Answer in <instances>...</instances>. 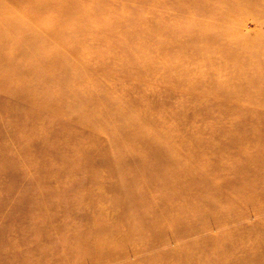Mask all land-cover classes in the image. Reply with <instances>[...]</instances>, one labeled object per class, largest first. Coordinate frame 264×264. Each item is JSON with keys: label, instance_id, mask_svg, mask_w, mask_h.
Segmentation results:
<instances>
[{"label": "rangeland", "instance_id": "374dc122", "mask_svg": "<svg viewBox=\"0 0 264 264\" xmlns=\"http://www.w3.org/2000/svg\"><path fill=\"white\" fill-rule=\"evenodd\" d=\"M261 16L264 0H0V96L23 98L16 108L6 106L4 125L17 122L19 110L41 111L37 106L47 115L43 108L60 112L72 104V120L61 118L66 134L95 116L91 129L71 138L69 151L55 148L41 167L24 160L40 172L51 168L49 177L29 184L28 169L17 178L0 172V229L1 218L14 217L7 210L15 198H29L31 208L21 213L37 225L31 237L5 227L11 231L0 236V249L8 254L0 264H264ZM149 18L156 26L140 40L158 43L156 76L146 69L147 47L123 60L131 45H113L136 29L133 20ZM11 32L46 42L23 45L9 62L12 44L18 46ZM140 57L139 79L128 67L139 66ZM114 120L135 123L138 136L126 132L111 143L106 132ZM48 141L62 145L64 137L53 133ZM14 144L2 145L7 157ZM158 151L165 153L160 160ZM162 160L176 161L171 172L182 169L174 187L170 178L165 184L167 178L133 176ZM99 242L114 259L99 257Z\"/></svg>", "mask_w": 264, "mask_h": 264}, {"label": "bare ground", "instance_id": "6f19581e", "mask_svg": "<svg viewBox=\"0 0 264 264\" xmlns=\"http://www.w3.org/2000/svg\"><path fill=\"white\" fill-rule=\"evenodd\" d=\"M154 18V17H153ZM257 22L259 23H263L264 24V17H258L256 18ZM155 19L149 18L148 20H140L139 22H135L133 20V23H136V25H129L130 27H134L136 29H134L131 32H127L126 36L120 40L115 41L114 40V47L116 48V50H118V47L121 48H127L128 46L131 45V48H129L130 50H128L127 52H122V56L120 55V58L127 59L129 57H136L135 55H133L130 51H136L138 53V57L140 55H142L144 53V49L146 48V52H147V59H148V65L146 66V69H149V74H151V70L152 69V76H156V63L155 60L157 58V49H158V43L156 42H145V41H141L140 40V33L145 37V35H149L151 34V30L155 28L156 24H155ZM132 22V21H131ZM142 24L143 26H145L147 29V32H140L139 30H142V26L140 25ZM2 32H0L1 34ZM23 33H18V32H11L9 33V35H13L14 36V40L18 41L16 42L18 44V46L15 44V42L12 44V47L10 48V56L11 57L9 59V62L11 60H13L14 58H16V53L21 51L23 49V45L28 44V47L34 49L37 48L39 44H43L46 42V40H40V39H34L37 43L32 44L30 40H28V36L26 37L25 35H22ZM114 32H109L106 36L109 35H113ZM12 37V36H11ZM13 38V37H12ZM28 38V39H27ZM39 38V37H38ZM44 39V38H41ZM33 40V39H32ZM25 41V42H24ZM23 42V43H22ZM27 42V43H26ZM54 43V41H52ZM47 43L49 44V40H47ZM55 47L60 49V45L58 43V41H56ZM34 45V46H33ZM28 47H26L23 52L27 53L30 52V50L28 49ZM134 48V49H132ZM201 49V48H200ZM170 50V48H166L165 51ZM34 56V55H31ZM117 56H119L117 54ZM129 56V57H128ZM200 56H202L204 59L206 58H211V53L209 51L201 49L200 51ZM106 59L107 58L105 56H100L98 57V59ZM152 58V59H151ZM151 59V60H150ZM212 60V59H211ZM137 62H139V66H132V67H128L131 70V75H138L139 79L142 78L143 76V68L140 67L141 64H143V57H140V60H137ZM30 65H33V63H29ZM144 67V66H143ZM35 91V90H34ZM32 96H31V102L33 104L37 103V93L30 91ZM82 93V97L85 99V103H91V101L89 100V92L87 91H80ZM18 94V93H17ZM8 96L7 94H2L0 96V172L3 173H15V175H12L13 177H18L19 172L22 171V169H28L30 172V178L28 181H26L25 183H33L36 178H39L38 176L42 177V178H47L50 175H52V170L51 168H46L48 169L45 172H40V168L38 170H35L33 168L32 165L24 167L23 163L24 160L26 163L33 161L35 163V165H38L39 167H41L43 165V163L45 162L46 157H51L49 156V153L52 155H56V152H54L55 148H59L61 151L59 153H64V151H69L70 150V146H68L69 143H71V138L74 137H80L83 135V133L87 130V129H91L95 123L94 118L95 116L92 115L93 117L90 116V114H88L89 119L88 120H83V121H78L77 123L80 125L81 130L80 129H75L73 130V132H71L70 134H66L64 127V120L61 118H65L69 121L72 120L73 118V112L72 111L74 106L71 105H67V106H62L60 108V112H55L54 110L49 111L48 108H43L44 110H48L45 111L47 112V115H44L42 112V108L40 106H37V109L41 111H33L31 113V116H29L28 111L27 110H19L20 111V115L22 117H20L19 119H17V122H11L9 124H6L7 126H5L4 122H2V116H7V113H9L11 110H8L9 108H6V106L8 104H10L9 106L12 108H16L19 105V102L21 99H23L22 97L19 96V94L17 96H11V97H6ZM92 101H93V97H92ZM22 102H24V105H28L27 101L22 100ZM29 102V101H28ZM147 102L149 104V99H147ZM80 107H83V109L85 110V104L84 102H80L78 103ZM52 109V108H51ZM7 112V113H6ZM94 114V112H92ZM14 114V112H13ZM2 115V116H1ZM10 115V114H9ZM98 115V114H96ZM12 116V115H11ZM144 117H148V115H145ZM126 120V119H125ZM133 121V120H132ZM128 123L123 122V124H119L118 120H114L112 122V125L110 126V130L108 129L106 132L108 136H110V140L112 143V139L113 141H117V139L121 138L123 136V133L126 132H132L133 131L139 132L137 128V125H135V123H132L130 121H127ZM236 123H234L235 126H237V120H235ZM233 123V122H232ZM136 128V129H135ZM111 130L114 131L116 130L117 133V138L112 134L111 136ZM57 134L61 137H64V141L62 142V145L59 143H50L48 141V138L50 135L52 134ZM134 134V133H133ZM132 135V134H130ZM138 136V134L136 133L135 138ZM14 144V148L13 150H11L13 152V154L10 157H7V155H5V150L4 147L2 146L4 144V146H6V144L8 145L9 143H13ZM66 142V144L64 143ZM122 142V140L120 141ZM75 145L78 146L79 142H74ZM120 143H116V146H120ZM36 145L38 146H43V150H42V154H37V153H32L34 152V148L36 147ZM61 145L62 148L59 146ZM114 145V144H113ZM64 147H66L65 149H63ZM63 149V150H62ZM74 152L75 148H74ZM158 156H156V158L158 160L162 159L161 156H163L165 153H163L162 151H158L157 152ZM126 156H128L127 154H125ZM105 160V158L99 159L98 161H103ZM122 161H126L123 158H120L117 162H122ZM137 163V161H135ZM22 163V164H21ZM128 163V162H127ZM133 165V162H131ZM15 166V168L13 167V165H17ZM176 161L174 160H167L165 162V160L159 161V162H155V167H157L156 169L153 170H143V168H153L150 164L148 165H142V168H139L140 171H137L135 174H133V176H147V177H151V178H155V177H160V178H167L165 181L166 183L170 184V180H173V186L174 187L178 181H181V177L179 176V174L182 173V169L178 171V166L176 167L174 172H171V170L175 167ZM12 165V166H11ZM145 166V167H144ZM49 179V178H48ZM20 181L23 183V180L20 179ZM33 181V182H32ZM123 184V190H129L130 185H131V178L130 175L124 176L122 178ZM24 184V183H23ZM22 184V185H23ZM123 198V196L121 197ZM32 199V198H31ZM46 200H40V202H45ZM47 202V201H46ZM12 206H10V209L7 210V212L9 214H11V212L14 213V217L13 218H1V223L6 224L5 227H10L9 224H13V227L11 230H16V231H20L26 235H29L30 237L32 236L31 234H34L36 231L34 230L35 227H37L34 218L31 215H25L24 213V207L26 208H31V201H29V198H26L25 201H20L19 199L16 200V198L14 199V201H12L11 203ZM21 215H18V214ZM110 217L117 220L118 217L110 214ZM110 217H108L107 222H111ZM107 222H103V223H107ZM2 224V225H3ZM15 225V226H14ZM5 227L3 229H0V236H2L3 234L9 233L11 230H6ZM32 228V229H31ZM185 229V228H183ZM14 230V231H15ZM74 234H76V231L74 232ZM22 237H20L19 242H24L21 241ZM100 245H98V247L100 248L99 250H101L99 257L101 256L102 260L103 259H114L115 258V252L113 250L110 249H105L103 246H101L103 243L99 242ZM8 251L6 249L1 250L0 249V256H4L7 257ZM97 262V261H96Z\"/></svg>", "mask_w": 264, "mask_h": 264}]
</instances>
